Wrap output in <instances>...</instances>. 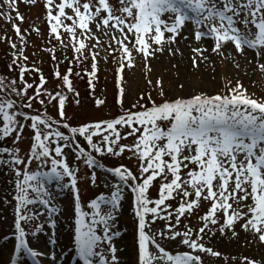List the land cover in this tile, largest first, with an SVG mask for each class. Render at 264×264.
<instances>
[{"label": "snow or ice", "instance_id": "1", "mask_svg": "<svg viewBox=\"0 0 264 264\" xmlns=\"http://www.w3.org/2000/svg\"><path fill=\"white\" fill-rule=\"evenodd\" d=\"M6 3L10 8H16V18L22 21L16 0H6ZM52 3L53 0H47L48 18L51 33H56L57 39H60L58 28L63 25L62 17L72 20L70 26L64 27L73 40L77 27L83 30L82 35L91 34L89 25L93 22L98 30L105 29V34L107 30L120 33L119 39L112 36L121 50L120 79L124 67L134 66L133 51L147 60L176 43L189 23L195 26L197 41L207 38L214 41L213 53L222 55L231 44L239 55L253 50L258 59H264V0H118V6L109 0H85L83 3L81 0H62L56 6L58 14L55 16L52 15ZM65 9H71L73 15H67ZM14 29L19 35L20 28L14 25ZM95 39L99 44V39ZM12 47L16 45L12 44ZM84 47L81 41L75 51L79 53ZM192 51L196 54L192 57L193 67H199L198 58L207 59L204 53L208 49L194 48ZM97 55L92 54L90 76H95L98 70ZM52 58L56 59L54 53ZM23 59L27 60V57ZM258 66L264 71V63ZM26 71L28 69L22 65L21 80ZM71 75V68L65 74L56 70L54 78L60 80L61 89L64 85L67 88L52 92L44 87L46 80L41 74L40 86L34 88L32 96L28 95L29 89L34 87L32 84L25 82L22 90H18L12 81L11 92L26 101L19 109L16 100L0 97L3 121L0 140L12 137L14 144L13 148L0 147V156L7 154L9 157L7 160L0 158V165H7L15 173L16 256L12 264H16L21 252L31 257L33 264H41L37 259L41 253L29 246L26 236L42 232L43 225L26 232L22 222L31 224L43 215L29 207L37 202L44 206L48 217L60 213L61 209L54 205L55 197L47 187L53 182L74 194L75 247L83 264H96L94 257H99V264H119L113 237L120 233L111 232V228L122 206L125 189L134 195L140 264H204L201 253L219 255L202 242L206 230L212 231L209 225L218 226L221 233L230 229L236 235L235 227L239 223L244 231L255 232L264 242V100L251 98L239 83L225 95L199 93L160 104L149 94L150 107L136 104L133 108L141 110L128 109L110 120L72 126L66 104L72 95L78 105L79 93L70 80ZM2 83L3 78H0V85ZM90 87L94 89L91 79ZM119 96L122 107L123 88L119 89ZM33 101L58 106L59 119L50 116L47 107L43 113L29 115L24 112L23 108H32ZM102 104L103 101H96L97 107ZM29 120L30 125L26 123ZM25 127L34 135L29 152L21 156V150L15 145L22 139ZM60 128L66 129L67 134ZM121 129L126 132L122 133ZM130 137L133 144L121 143ZM78 138H83L87 148ZM70 148L74 149L76 160L92 170L90 180L93 185L98 179L96 169L105 168L97 155L120 157L126 151L130 152L138 160L137 172L123 164L105 168L107 173L118 178V182L112 185L110 196L101 194L92 199L87 204L92 211H85L78 188L80 169L70 166L65 153V149ZM34 162L37 169L30 170ZM49 163L48 171L39 170ZM158 179V199H152L149 190ZM174 200H178L175 209L171 203H166ZM204 202L210 207L200 217L203 226L198 231L188 225L183 231L179 230L181 218H190ZM102 206L107 210L102 211ZM89 216L91 219L86 221ZM158 220L163 221L165 227L149 235L146 229L151 231ZM50 223L55 228L56 220L51 219ZM98 230L102 234H98ZM157 238L162 242H176L190 251L173 254ZM105 241L111 252L110 260L105 258L103 251H97ZM50 242L56 241L50 238ZM149 244L154 246L155 253L149 251ZM245 259L247 264H258L255 260ZM52 264H55V254Z\"/></svg>", "mask_w": 264, "mask_h": 264}, {"label": "rangeland", "instance_id": "2", "mask_svg": "<svg viewBox=\"0 0 264 264\" xmlns=\"http://www.w3.org/2000/svg\"><path fill=\"white\" fill-rule=\"evenodd\" d=\"M61 2L62 0H53L51 6L53 7V16L58 14L56 6ZM83 2L85 0H81V3ZM109 2L118 6V0H109ZM16 7H18L19 15L23 17L22 21L16 18V8H10L6 0H0V48L5 50V53L0 51V78H3L0 91H2L3 95L12 96L10 98L16 100L18 106H22L26 101H22L21 98L11 92L12 81H15V87L18 90H22L24 87V83L19 81L21 80L20 73L12 69V67H16V63H13V61H17V55L13 53L14 48L10 44L11 40L14 42L19 40L17 46H19V49L24 48V55H27V60L23 59L24 65L33 63L35 71L40 68L47 76L44 87L49 91H66L67 86L64 85L63 89H61V82L59 79L54 78V72L58 70L61 74H65L68 68L72 69L70 80L76 92L79 93V104L77 105L75 98L69 95L66 109L70 124L76 126L98 120H110L120 116L128 109L132 111L141 110L140 108H133V105L136 104L150 107L149 94L152 100L160 104L165 100L189 98L199 93L225 95L228 94L230 88H235L237 83H239L247 90V94L251 98L264 100V71L258 66L264 63V59H258L253 50H247L246 55H239L231 44L223 50L222 55L213 53L214 41L210 38L197 41L194 35L195 26L192 23H189L181 36L177 37L176 43L166 46L163 52L158 51L147 60L142 54L133 51L134 66L124 67L123 78L120 79L118 69L121 62V50L116 41L112 39L113 35L119 39V32L113 33L111 30H107V34H105L106 30L103 28L98 30L93 22L89 25L91 34L82 35L83 30L77 27L76 39L73 40L72 34L67 32L64 27L65 25L70 26L72 20H66L62 17L63 25L58 28L60 39H57V34L51 33L50 30L47 0H16ZM65 12L69 16L73 15L71 9H65ZM51 23H55V21H51ZM14 25L20 28L19 35L15 31ZM21 36L23 40H21ZM184 37H187V39ZM95 38L99 39V44H97ZM81 41H83L85 47L78 53L75 48L79 47ZM73 45H75V48ZM194 48L208 49L204 53L207 59L198 58L199 67H193L192 64V57L196 55L192 51ZM53 53L55 60L52 58ZM93 53H98L96 56L98 70L95 72V76H90L93 72ZM183 56L186 57L184 62H182ZM125 64H127V61H125ZM76 73L80 75H76ZM28 78H30L29 75ZM90 79L91 84H94V89L90 87ZM158 81L160 83H157ZM38 86H40V82ZM38 86L36 85V87ZM161 87L163 95H161ZM34 88L29 89V96L34 94ZM120 88L124 89L122 107L119 102ZM97 100L103 101L102 106L97 107ZM55 103L54 101L53 104ZM45 107H47V112L50 116L59 119L58 106L53 107L47 102L46 105H41L38 101H33L31 109H23L30 112L35 110L44 112ZM26 123L30 125L31 121L29 120ZM2 124V117H0V127H2ZM60 131L67 134L66 130L60 128ZM121 132L125 133L126 130L121 129ZM33 135L32 130L25 127L22 139L18 145H15L21 150V156L29 152L33 142ZM78 139L87 147L83 138ZM133 142L131 137L121 141V143L128 145L133 144ZM0 147L13 148V138L8 137L0 140ZM65 153L70 166H78L80 169L78 173V188L82 205L85 211L91 212L92 210L87 207L88 202L101 194L110 196L113 191L112 185L118 182V178L107 173L105 168H98L96 169L98 179L96 184L93 185L90 180L92 170L88 169L82 161L76 160L74 149H65ZM98 157L102 164H106L111 168L123 164L134 173L137 172L138 160L133 158L130 152L126 151L120 157ZM0 158L7 160L9 157L7 154H2ZM50 167L49 163L39 170L48 171ZM36 169L37 164L34 162L30 170ZM65 182H67V178ZM154 183L155 186L149 190V195L152 199H158L160 180L158 179ZM47 187L55 197L53 203L55 206L60 207V213L48 217L44 206L37 202V204L29 207L34 212L43 213V215L31 224L22 222V226L26 232H31L35 230L37 225H43L42 232H38L35 236H26L29 246L41 253L37 257L41 264H52L53 254H55V264H64L71 254L77 253L74 234V194L68 189L62 190L57 187L55 182L48 184ZM15 195V173L7 165H0V264H12V259L16 256L15 205L17 202L14 199ZM123 196L122 206L116 213V219L112 223L111 232L120 233V235L113 237V245L117 249L116 256L119 264H140L138 219L135 215L134 195L129 189H125ZM166 203H171L173 209L178 207V200ZM209 207L210 205L204 202L199 211L190 218L182 217L181 224L178 226L179 230L183 231L184 226L188 225L193 230L198 231L203 226L200 217L208 211ZM106 210L102 206V211ZM51 219L56 220L55 228L51 226ZM85 219L89 221L91 217L89 216ZM164 227V222L158 220L152 226V230L146 229V232L151 235L152 232ZM209 227L212 231L207 232L206 230L202 242L207 248L212 249V252L219 253V255L201 253V259L204 264H247L245 258L255 260L258 264H264V260L260 257L252 256L250 250L252 246L264 244V242L259 240L258 234L253 231H244L239 226V223L235 227L236 235H233L230 229L226 230L225 233H221L218 231V226L209 225ZM98 234L102 233L98 230ZM50 238L55 239L56 242L54 244L51 243ZM214 240H217L216 244ZM158 242L172 253L190 251L186 246L178 245L176 242H162L159 239ZM148 247L150 252L155 253L156 249L153 245L149 244ZM97 251H103L105 258L110 260L111 252L107 248V241ZM26 256V254L21 252L16 264H33L32 258L30 257L31 259H29ZM93 259L96 264H99V257H94Z\"/></svg>", "mask_w": 264, "mask_h": 264}, {"label": "bare ground", "instance_id": "3", "mask_svg": "<svg viewBox=\"0 0 264 264\" xmlns=\"http://www.w3.org/2000/svg\"><path fill=\"white\" fill-rule=\"evenodd\" d=\"M185 58H186L185 56L182 57V62L185 61ZM214 242L216 244L217 240H214ZM262 245L258 244V245L252 246V248L250 250H251L252 256H257V257H260V258H262L264 260V244H262ZM126 262H128V261H126Z\"/></svg>", "mask_w": 264, "mask_h": 264}]
</instances>
